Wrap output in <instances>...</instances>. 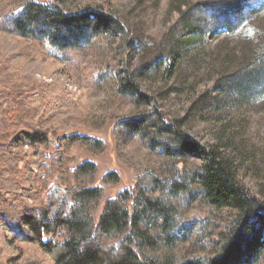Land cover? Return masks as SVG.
I'll return each instance as SVG.
<instances>
[{"label":"rangeland","instance_id":"obj_1","mask_svg":"<svg viewBox=\"0 0 264 264\" xmlns=\"http://www.w3.org/2000/svg\"><path fill=\"white\" fill-rule=\"evenodd\" d=\"M35 1L72 11L101 7L123 21L129 37L100 36L80 49L62 50L45 40L33 45L31 37L17 34L15 20ZM233 1L240 0H0V94L16 83L33 87L46 82L75 97L80 111L93 119L92 125L70 127L63 117L50 123L59 136L52 140V154L63 156L65 168L73 172L72 183L101 193L79 199L78 212L94 226L108 201L134 193L139 198L136 241L149 257L169 264H208L215 252L212 234L228 214L205 198L199 180L202 158L168 155L169 135L158 131L161 115L201 145L224 147V153L245 170L241 182L264 202V74L256 82L261 92L256 86L243 107L228 102L215 107L216 81L224 68L238 64L245 69L246 60L264 58V0H246L254 9L238 19L227 11L228 31L212 21V14L223 18L212 11L197 20L204 28L201 35L184 27L188 26L184 12ZM225 54L230 60L222 67ZM128 74L150 103L120 95ZM10 108V101L0 100V135L8 125L1 113ZM132 123L140 125V132L132 131ZM36 125L32 122L30 128ZM72 135L89 138L90 146L64 144L63 138ZM14 151L25 165L1 176H15L21 186L35 192L41 186L37 164L44 148L24 146ZM84 164L91 165L89 171L77 174ZM4 196L13 202L18 197ZM26 200L37 207L46 197ZM146 200L163 204L169 214L145 207ZM37 261L54 264L40 247L14 241L0 224V264ZM256 264H264V255Z\"/></svg>","mask_w":264,"mask_h":264},{"label":"trees","instance_id":"obj_2","mask_svg":"<svg viewBox=\"0 0 264 264\" xmlns=\"http://www.w3.org/2000/svg\"><path fill=\"white\" fill-rule=\"evenodd\" d=\"M247 3L246 0L225 2L222 6L204 5L196 12H184V20H188V26L184 23L185 31L192 30L201 35L204 28L197 20L204 15L203 12L211 11L223 16L212 14L211 18L228 31L230 18L225 19L226 12L229 11L234 19L241 18L243 13L254 9H250L251 5ZM15 28L17 34L31 37L33 45L39 44L35 40H45L62 50L84 48L100 36L123 34L129 37L123 21L101 7L72 11L36 1L26 5L15 20ZM219 52L222 58L223 53ZM259 57L246 60L244 64L247 66L242 69L243 66L238 64L230 66V56L225 54L221 65L228 64V67L225 66L216 81L217 109L225 102L241 108L251 98L256 86V91L261 92L260 84L256 82L264 74V58ZM119 93L151 102L133 82L132 74H128ZM1 99L10 101L11 108L1 113L8 125L0 135V224L10 232L14 241L40 247L54 264H169L149 257L136 241L135 209L139 198L134 193H124L108 201L94 226L90 227L88 220L78 212L79 199L99 197L100 190L74 185L71 181L73 172L65 168L63 156L52 154L51 149L53 138H59L57 128L50 123L53 119L63 117L70 127H89L93 123L89 114L80 111L73 95L56 84L40 82L28 87L16 83L0 94ZM159 120L158 131L169 135L165 145L168 155L184 157L195 154L202 158L204 165L199 180L205 198L211 206L228 214V220L224 219L214 229L211 241L215 252L208 264H256L261 261L264 255V202L241 182L240 175L245 171L242 165L227 156L224 147L201 145L176 128L174 123H166L162 115ZM32 122L37 125L30 128ZM133 124H130L132 131L140 132V125ZM24 125L27 128L18 132V128ZM63 139L67 146H90L91 143L83 136L72 135ZM24 146L44 148L38 155L37 164L41 186L35 192L21 186L15 176L7 179L1 176L5 170L25 165L21 154L14 151V147L20 149ZM90 167V164H84L76 173L89 171ZM31 175L35 176L32 172ZM4 194L18 197L13 202ZM38 196L46 197V202L37 207L29 206L26 198ZM144 205L164 216L169 214L161 203L146 200Z\"/></svg>","mask_w":264,"mask_h":264}]
</instances>
